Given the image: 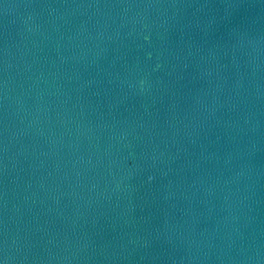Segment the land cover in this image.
<instances>
[{"label":"water","instance_id":"95a60500","mask_svg":"<svg viewBox=\"0 0 264 264\" xmlns=\"http://www.w3.org/2000/svg\"><path fill=\"white\" fill-rule=\"evenodd\" d=\"M0 264H264V0H0Z\"/></svg>","mask_w":264,"mask_h":264}]
</instances>
